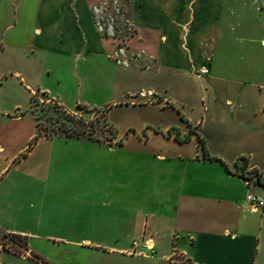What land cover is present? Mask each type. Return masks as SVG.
I'll use <instances>...</instances> for the list:
<instances>
[{"label": "crops", "instance_id": "crops-1", "mask_svg": "<svg viewBox=\"0 0 264 264\" xmlns=\"http://www.w3.org/2000/svg\"><path fill=\"white\" fill-rule=\"evenodd\" d=\"M243 1L264 3L130 0L113 36L98 0H0V228L32 252L0 245V264H264L246 199L264 186L232 172L247 156L264 173V37ZM37 91L104 111L114 144L39 134Z\"/></svg>", "mask_w": 264, "mask_h": 264}, {"label": "rangeland", "instance_id": "rangeland-1", "mask_svg": "<svg viewBox=\"0 0 264 264\" xmlns=\"http://www.w3.org/2000/svg\"><path fill=\"white\" fill-rule=\"evenodd\" d=\"M130 0H98L96 2V8H98V12L96 13V16H98V20L101 23V26L103 27V32L108 35V30L112 32L113 36H121L125 33H129L128 29V23H127V9H128V3ZM251 3L252 0H249ZM243 6L240 5L237 8L239 9V15L241 14L242 17H244V20H247V18H251L249 15L252 14L253 18L257 17L260 21L258 22V30L257 33L260 34L256 38L257 44L251 43V46L257 47V49L261 46V38L264 37V3H262L261 6H259V9L261 11L256 10V5L253 4L252 6V12L248 7H245L244 1L242 2ZM255 20H253L254 22ZM251 24H248L247 29L250 30ZM260 26L263 28L260 29ZM253 32V31H252ZM262 33V34H261ZM236 45L239 46V48H246L248 43L246 41H236ZM262 45L264 46V41L262 42ZM242 48V51H245L246 49ZM247 54L239 55L247 57ZM261 54V51H258V54L255 55L259 56ZM235 56H238V54H234ZM253 61V60H251ZM254 62V61H253ZM256 64V63H255ZM34 98V99H33ZM31 105H32V114L34 116H38L40 120V133L44 134L46 136H60V137H69V136H75V134L70 133L71 127H76V131H82L84 129L85 132H82L81 135L83 138H91L94 141L106 142L110 144L108 141V137L110 135L108 134V129L105 130V112L95 111V110H85L82 112H79V114H76V118L73 119V117H69L65 114L64 111L60 110V108L57 107V104L50 100L48 95H45L42 91H37L36 95H33L31 97ZM101 116V121L92 124V122H89L91 119L94 120L96 117ZM100 142V141H99ZM9 241V244L12 246H16L17 248L19 245L14 242L13 240H7ZM5 250L7 247H3ZM16 249V248H15ZM20 250V248H18ZM8 250V249H7ZM18 251V250H17Z\"/></svg>", "mask_w": 264, "mask_h": 264}, {"label": "trees", "instance_id": "trees-1", "mask_svg": "<svg viewBox=\"0 0 264 264\" xmlns=\"http://www.w3.org/2000/svg\"><path fill=\"white\" fill-rule=\"evenodd\" d=\"M31 103H32V101H31ZM54 103H56L57 107L60 108V110L64 111L67 116L73 117V119L74 118L77 119L76 113L69 112L68 110L64 109V107H62L57 102H54ZM87 108H88L87 106H84L82 104H78V109H80V110L85 111V110L89 109V108L88 109ZM89 110H92V109H89ZM35 118L37 120V125L39 127L38 132H39V134H41L40 133V125L41 124H40L39 117L35 116ZM104 120H105V130L108 129V134L110 135V137H108V141L110 142V144H114V140L116 138L118 129L114 125L110 124L106 118ZM100 121H101V116H98V117H96V119H94V120L91 119L89 122H92V124H94V123H97ZM76 130H77L76 127L72 126L70 133L75 134L76 137H81V135L83 134L82 132H85L86 129H84L82 131H79V130L76 131ZM191 132H193V130ZM172 133H174L175 137L180 141H186V140L190 139V135H188V134L183 136V137L180 136L177 128L171 129L169 134H172ZM69 137H72V136H69ZM199 137H200V146L202 148L201 151H202L203 158L207 159V160H219V162H222L225 164V162L222 159H220L218 156L211 155L208 152L204 139L201 138V136H199ZM98 140L101 142L100 139H98ZM248 165H249V158L247 156L240 157L237 161L236 166H235L236 169L232 170V172H235V174H240V175L244 176L245 178L249 179L250 181H252V179L255 177L257 179V181L259 182V184H262L264 186V173L260 172L257 169H252V170L247 169ZM7 240H13L18 245H22V246H25V248H28V243H27L28 239L24 235L18 234V233H10L9 231H6V230L0 228V245H2L3 247H7L8 251L13 250V249L16 252L20 251L19 249H15V246L10 245L9 241H7ZM35 255L39 256L40 259H42L46 262H49L48 260L43 258L40 254L35 253Z\"/></svg>", "mask_w": 264, "mask_h": 264}, {"label": "built area", "instance_id": "built-area-1", "mask_svg": "<svg viewBox=\"0 0 264 264\" xmlns=\"http://www.w3.org/2000/svg\"><path fill=\"white\" fill-rule=\"evenodd\" d=\"M248 202L250 203V205L254 208V209H258V208H263L264 209V197H261L260 195H257L255 193H249L247 198ZM140 244L143 245L144 248H148L150 250H153V246H152V243L151 242H143V241H140V240H137L135 239L132 246L138 250L139 247H140ZM2 246V245H1ZM3 247V246H2ZM16 249L20 248V251L16 252L14 249L13 250H9V251H13V252H16V253H22L24 252V254H32L31 250L29 248H25V246H22V245H19V247L17 248L15 246ZM138 252V251H137Z\"/></svg>", "mask_w": 264, "mask_h": 264}]
</instances>
